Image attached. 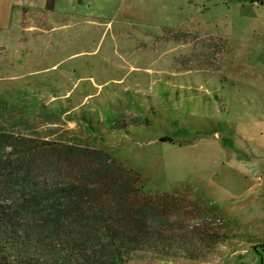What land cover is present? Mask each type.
<instances>
[{
	"label": "rangeland",
	"instance_id": "rangeland-1",
	"mask_svg": "<svg viewBox=\"0 0 264 264\" xmlns=\"http://www.w3.org/2000/svg\"><path fill=\"white\" fill-rule=\"evenodd\" d=\"M1 129L105 153L141 190L125 207L174 196L172 243L221 238L127 264H264V0H0Z\"/></svg>",
	"mask_w": 264,
	"mask_h": 264
},
{
	"label": "trees",
	"instance_id": "trees-1",
	"mask_svg": "<svg viewBox=\"0 0 264 264\" xmlns=\"http://www.w3.org/2000/svg\"><path fill=\"white\" fill-rule=\"evenodd\" d=\"M93 153L0 130V264H127L149 249L167 256L184 251L193 259L197 243L210 249L220 242L214 231L180 236L175 243L164 239L161 229L169 220L160 206L172 205L174 196L125 207L129 195L141 192L134 175L105 153ZM82 155L97 163L84 184L52 176L58 161ZM99 182L111 195L107 206L98 202Z\"/></svg>",
	"mask_w": 264,
	"mask_h": 264
},
{
	"label": "crops",
	"instance_id": "crops-1",
	"mask_svg": "<svg viewBox=\"0 0 264 264\" xmlns=\"http://www.w3.org/2000/svg\"><path fill=\"white\" fill-rule=\"evenodd\" d=\"M258 3H259V4H263V2H262V1H261V2L259 1ZM256 246H261V245L257 244Z\"/></svg>",
	"mask_w": 264,
	"mask_h": 264
}]
</instances>
